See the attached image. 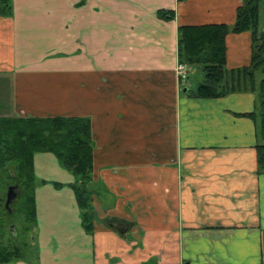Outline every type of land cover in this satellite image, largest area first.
<instances>
[{"label":"crops","instance_id":"crops-1","mask_svg":"<svg viewBox=\"0 0 264 264\" xmlns=\"http://www.w3.org/2000/svg\"><path fill=\"white\" fill-rule=\"evenodd\" d=\"M242 1L12 0L0 108L90 121L97 222L85 231L74 176L37 153L34 250L10 264H264L257 95L195 99L177 74L179 28L233 26ZM226 47L229 70L251 65L250 32Z\"/></svg>","mask_w":264,"mask_h":264},{"label":"trees","instance_id":"trees-1","mask_svg":"<svg viewBox=\"0 0 264 264\" xmlns=\"http://www.w3.org/2000/svg\"><path fill=\"white\" fill-rule=\"evenodd\" d=\"M262 0H243L237 10L233 26L214 25L179 28L178 57L181 64L199 67L203 81L189 94L195 99H218L234 93L256 94L261 108L247 114L258 127L259 170L264 174V31L260 30V4ZM12 0H0V15L11 17ZM161 19L173 20L174 12L160 11ZM250 32L254 51L249 67L229 70L227 68L226 39L230 34ZM260 78V80H258ZM191 91V90H190ZM259 121V122H258ZM95 142L91 123L77 117H31L15 116L0 118V185L4 174L18 185V198L11 204L8 222L13 216H23L25 224L36 226L35 191L38 179L35 174L34 156L37 153L53 154L60 166L69 171L76 182L71 186L81 212L82 226L92 234L97 222L93 200V169ZM15 174V176H14ZM12 186L8 184L6 187ZM60 188L62 185L55 183ZM6 198V196H4ZM7 211L9 209H5ZM2 215H0L1 220ZM116 219L109 220L112 225ZM14 225V224H13ZM25 226V231L29 227ZM117 231L121 232L120 228ZM127 230V229H124ZM0 244V264H10L29 256L24 248ZM36 264V263H34Z\"/></svg>","mask_w":264,"mask_h":264},{"label":"rangeland","instance_id":"rangeland-1","mask_svg":"<svg viewBox=\"0 0 264 264\" xmlns=\"http://www.w3.org/2000/svg\"><path fill=\"white\" fill-rule=\"evenodd\" d=\"M262 9L264 10V5H263ZM260 27H261L260 30L264 29V11L262 13V20H261V26ZM198 69H200V68L199 67H197V68L192 67V70H191V73L189 76L190 77V79H189L190 86L188 88L191 91L196 90L199 83L203 81V75ZM258 80H260V78H258ZM10 92H11V85L8 83V80L5 77L0 75V101L6 102L7 100H5V99L6 98L8 99ZM257 106L259 109L261 108V103L259 101V98H258ZM7 113H8L7 109L0 108V118L1 117H8ZM14 176H15V174H14ZM8 184H10L12 186L15 185L4 174V184L0 185V215H2L1 220H0V244L2 246L17 245L19 247H24L25 245H27L28 248L25 247L24 252L30 258L32 256L30 254L34 250V248L32 246H33L34 240L36 238L35 228L31 227L32 225L27 226L25 224L23 216L18 215V213H16L13 216V219L10 223L8 222V215H9V217H11L10 214H13V210L11 211V208L9 210H7L5 208L7 210V211H5L4 205L1 204V203H3L1 201V199H3L4 196L7 195L8 188L6 186ZM8 211L10 212V214L8 213ZM7 213H8V215H7ZM25 226L29 227L28 231H25V228H24Z\"/></svg>","mask_w":264,"mask_h":264},{"label":"water","instance_id":"water-1","mask_svg":"<svg viewBox=\"0 0 264 264\" xmlns=\"http://www.w3.org/2000/svg\"><path fill=\"white\" fill-rule=\"evenodd\" d=\"M18 185L10 186L6 195V203L5 207L6 209H10L11 204L18 198Z\"/></svg>","mask_w":264,"mask_h":264},{"label":"built area","instance_id":"built-area-1","mask_svg":"<svg viewBox=\"0 0 264 264\" xmlns=\"http://www.w3.org/2000/svg\"><path fill=\"white\" fill-rule=\"evenodd\" d=\"M190 73L191 69L189 66L179 63L177 67V74L180 79H182L184 82H187L189 80Z\"/></svg>","mask_w":264,"mask_h":264},{"label":"flooded vegetation","instance_id":"flooded-vegetation-1","mask_svg":"<svg viewBox=\"0 0 264 264\" xmlns=\"http://www.w3.org/2000/svg\"><path fill=\"white\" fill-rule=\"evenodd\" d=\"M4 199H5V200H4ZM1 201L3 202V203H1V204L4 205V207H5L6 198L1 199Z\"/></svg>","mask_w":264,"mask_h":264}]
</instances>
